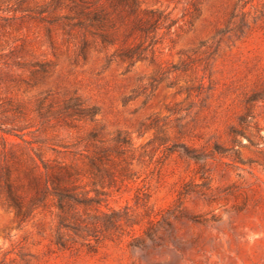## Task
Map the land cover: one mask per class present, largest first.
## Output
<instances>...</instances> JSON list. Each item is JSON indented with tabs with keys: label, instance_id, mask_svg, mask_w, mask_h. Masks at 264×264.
<instances>
[{
	"label": "rangeland",
	"instance_id": "374dc122",
	"mask_svg": "<svg viewBox=\"0 0 264 264\" xmlns=\"http://www.w3.org/2000/svg\"><path fill=\"white\" fill-rule=\"evenodd\" d=\"M0 264H264V0H0Z\"/></svg>",
	"mask_w": 264,
	"mask_h": 264
}]
</instances>
